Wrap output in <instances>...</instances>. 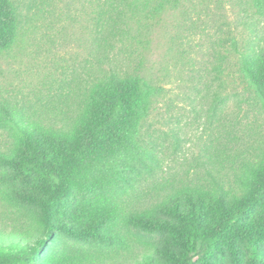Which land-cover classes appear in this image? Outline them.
I'll use <instances>...</instances> for the list:
<instances>
[{
    "label": "trees",
    "instance_id": "16d2710c",
    "mask_svg": "<svg viewBox=\"0 0 264 264\" xmlns=\"http://www.w3.org/2000/svg\"><path fill=\"white\" fill-rule=\"evenodd\" d=\"M100 1L92 46L99 68L76 80L79 92L64 125L58 128L0 103V135L7 136L0 147V197L34 206L45 231L32 238L16 227L10 233L0 229V264H264V143L242 168L214 159L197 178L161 191L156 187L154 194L139 190L145 176L161 168L145 133L157 89L141 75L143 60L133 65V45L125 41L136 40L143 30L151 33L153 23L177 10L180 0ZM250 2L259 17L258 25L252 24L253 38L243 51L233 40L229 51L240 55L241 76L264 108V0ZM21 30L19 0H0V55L15 47ZM126 52L130 56L123 59ZM222 90L212 92L210 121L228 100ZM130 159L144 162L146 172L125 177L126 170H136ZM121 181L127 182L125 192L87 202L99 190H121ZM21 218L0 206V221ZM130 227L161 235V242L151 250L133 238ZM60 236L123 252L81 257L63 243L54 252Z\"/></svg>",
    "mask_w": 264,
    "mask_h": 264
},
{
    "label": "rangeland",
    "instance_id": "374dc122",
    "mask_svg": "<svg viewBox=\"0 0 264 264\" xmlns=\"http://www.w3.org/2000/svg\"><path fill=\"white\" fill-rule=\"evenodd\" d=\"M19 2L22 30L18 43L9 53L0 55V103L9 102L27 115L54 122L60 128L72 116L79 92L76 80L99 68L92 46L101 1ZM120 4L116 5L118 9ZM109 16L111 13L104 16L101 25ZM112 16L116 17V12ZM258 18L249 0H180L177 10L153 23L151 33L143 30L136 40L125 41L133 45V65L142 59L141 75L157 89L145 133L161 168L153 176H145L147 182L139 190L154 194L156 187L161 191L186 178H197L212 167L214 159L224 161L228 168L230 163L242 168L243 160L258 153L264 143V108L241 76L240 55L229 51L233 40L244 50L253 38L252 24L258 25ZM220 54L226 59L221 61ZM128 56V52L122 54L123 59ZM215 89H223L222 96L228 100L219 108L217 118L210 121L208 109ZM6 139L0 135V147ZM143 160L152 165L147 158ZM144 162L130 159L129 165L138 171L128 169L124 176L130 179L146 172ZM120 184L121 190H99L87 202L93 205L96 199L125 192L127 182ZM10 185L7 194L15 186L14 182ZM2 196L0 206L22 218L20 222L0 221V229L10 233L16 227L32 238L45 233L34 206L11 196L7 202ZM262 213L258 209L256 215ZM129 230L134 239L151 250L162 239L134 227ZM61 244L73 245L74 255L81 257L111 258L118 252V247L80 243L63 236L58 244H52V250L57 252ZM142 247L137 245L143 252Z\"/></svg>",
    "mask_w": 264,
    "mask_h": 264
}]
</instances>
